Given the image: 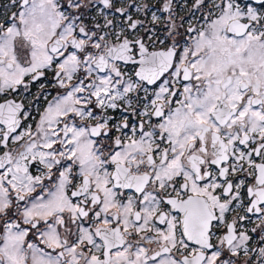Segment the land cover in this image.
<instances>
[{
    "label": "snow or ice",
    "instance_id": "1",
    "mask_svg": "<svg viewBox=\"0 0 264 264\" xmlns=\"http://www.w3.org/2000/svg\"><path fill=\"white\" fill-rule=\"evenodd\" d=\"M0 264H264V0H0Z\"/></svg>",
    "mask_w": 264,
    "mask_h": 264
}]
</instances>
